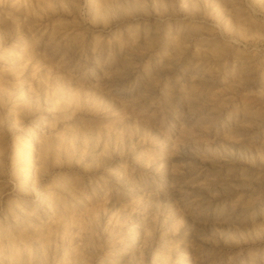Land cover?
<instances>
[{
	"label": "rangeland",
	"instance_id": "obj_1",
	"mask_svg": "<svg viewBox=\"0 0 264 264\" xmlns=\"http://www.w3.org/2000/svg\"><path fill=\"white\" fill-rule=\"evenodd\" d=\"M0 264H264V0H0Z\"/></svg>",
	"mask_w": 264,
	"mask_h": 264
}]
</instances>
